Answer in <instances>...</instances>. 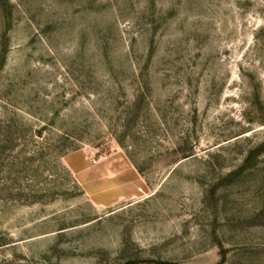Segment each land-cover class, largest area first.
Returning a JSON list of instances; mask_svg holds the SVG:
<instances>
[{
  "label": "rangeland",
  "instance_id": "rangeland-1",
  "mask_svg": "<svg viewBox=\"0 0 264 264\" xmlns=\"http://www.w3.org/2000/svg\"><path fill=\"white\" fill-rule=\"evenodd\" d=\"M0 264H264V0H0Z\"/></svg>",
  "mask_w": 264,
  "mask_h": 264
},
{
  "label": "crops",
  "instance_id": "crops-1",
  "mask_svg": "<svg viewBox=\"0 0 264 264\" xmlns=\"http://www.w3.org/2000/svg\"><path fill=\"white\" fill-rule=\"evenodd\" d=\"M114 161H92L81 151L67 157V165L85 186L94 201L109 206L136 197L142 190V184L135 172L117 171Z\"/></svg>",
  "mask_w": 264,
  "mask_h": 264
},
{
  "label": "bare ground",
  "instance_id": "bare-ground-1",
  "mask_svg": "<svg viewBox=\"0 0 264 264\" xmlns=\"http://www.w3.org/2000/svg\"><path fill=\"white\" fill-rule=\"evenodd\" d=\"M95 151H96V149H95V148H89V152H90V153L94 154V153H95Z\"/></svg>",
  "mask_w": 264,
  "mask_h": 264
}]
</instances>
